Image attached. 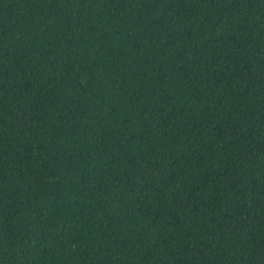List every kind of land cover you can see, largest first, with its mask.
Segmentation results:
<instances>
[{
    "label": "trees",
    "instance_id": "16d2710c",
    "mask_svg": "<svg viewBox=\"0 0 264 264\" xmlns=\"http://www.w3.org/2000/svg\"><path fill=\"white\" fill-rule=\"evenodd\" d=\"M0 264H264V0H0Z\"/></svg>",
    "mask_w": 264,
    "mask_h": 264
}]
</instances>
